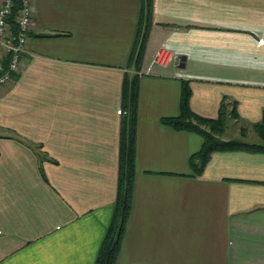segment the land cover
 I'll list each match as a JSON object with an SVG mask.
<instances>
[{"label": "crops", "instance_id": "crops-1", "mask_svg": "<svg viewBox=\"0 0 264 264\" xmlns=\"http://www.w3.org/2000/svg\"><path fill=\"white\" fill-rule=\"evenodd\" d=\"M142 4L33 0L24 65L0 86V264H96L133 77L134 189L116 264H264V152L216 151L196 174L202 136L162 122L188 84L195 114L224 105L241 126L222 140L264 145V0H153L139 71ZM162 46L177 61L147 73Z\"/></svg>", "mask_w": 264, "mask_h": 264}, {"label": "trees", "instance_id": "trees-1", "mask_svg": "<svg viewBox=\"0 0 264 264\" xmlns=\"http://www.w3.org/2000/svg\"><path fill=\"white\" fill-rule=\"evenodd\" d=\"M142 16L138 35V47L134 51V68L141 70L143 64L146 44L149 35V30L152 25V10L153 0H142ZM21 9V0H15V4L10 17V22L14 28L17 29L16 19ZM7 68V61L4 62ZM3 71H0V75ZM19 74V73H18ZM14 76V80L18 77ZM128 84V83H127ZM125 99L128 98V105L131 110V117L129 121L123 123L122 139L120 143L119 153V176L117 197L115 202V210L112 222L103 241L100 253L98 255L96 264H116L119 250L125 235L127 221L132 209L133 189H134V172H135V130L137 113L135 109V102L137 101L138 94V79L133 77L129 85L126 86ZM191 89L188 84H184L181 94L180 114L175 117H164L162 122L175 130L192 131L203 138V146L199 153L195 154L191 161L190 166L194 173L198 174L203 172L209 158L213 152L216 151H232V150H253L263 151L264 145L249 144L237 140L224 141L218 137L225 130L227 119L233 116L224 110L222 105L219 115L216 119H209L195 114L190 107ZM232 113H234L232 111ZM259 131L264 128V124L256 127ZM196 158V159H195Z\"/></svg>", "mask_w": 264, "mask_h": 264}, {"label": "built area", "instance_id": "built-area-1", "mask_svg": "<svg viewBox=\"0 0 264 264\" xmlns=\"http://www.w3.org/2000/svg\"><path fill=\"white\" fill-rule=\"evenodd\" d=\"M14 4L15 0H0V71H3L0 86L12 82L14 76L22 70L29 33L35 24L33 0H21V9L16 19L17 29L14 30L10 22ZM177 59L173 51L159 47L153 54L147 73H150L153 65L166 67ZM5 61L7 68L4 66Z\"/></svg>", "mask_w": 264, "mask_h": 264}, {"label": "rangeland", "instance_id": "rangeland-1", "mask_svg": "<svg viewBox=\"0 0 264 264\" xmlns=\"http://www.w3.org/2000/svg\"><path fill=\"white\" fill-rule=\"evenodd\" d=\"M230 116L227 119V125H226V130L218 137L221 139V136L227 135V136H235V135H240V133L238 132V130L240 129V125H238L235 122L230 121ZM245 136V135H244ZM241 133V138L244 139V137ZM235 140V139H234ZM247 140H252L250 139V137L247 138Z\"/></svg>", "mask_w": 264, "mask_h": 264}]
</instances>
